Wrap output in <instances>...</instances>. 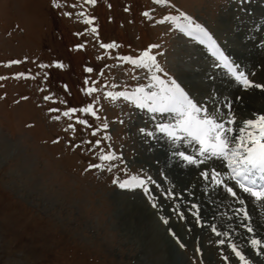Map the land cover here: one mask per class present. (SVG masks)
<instances>
[{
	"label": "rangeland",
	"instance_id": "obj_1",
	"mask_svg": "<svg viewBox=\"0 0 264 264\" xmlns=\"http://www.w3.org/2000/svg\"><path fill=\"white\" fill-rule=\"evenodd\" d=\"M184 17L247 67L249 79L263 76L262 62L247 53L264 51V0H0V264H242L233 244L251 264H264V248L257 254L251 245L264 240V208L240 203L229 172L213 169L222 159L201 157L190 137L160 133L157 125L175 124L176 113L108 96L159 91L156 75L179 84L206 109L201 116H234L228 126L236 129L254 119L242 96L248 91L207 42L183 30ZM146 51L163 71L123 59ZM226 78L241 87L231 111ZM90 106L96 115L80 111ZM179 152L204 163L189 164ZM108 153L117 158L101 159ZM213 171L236 197L216 186ZM132 177L145 185L120 187Z\"/></svg>",
	"mask_w": 264,
	"mask_h": 264
},
{
	"label": "snow or ice",
	"instance_id": "obj_2",
	"mask_svg": "<svg viewBox=\"0 0 264 264\" xmlns=\"http://www.w3.org/2000/svg\"><path fill=\"white\" fill-rule=\"evenodd\" d=\"M89 2L94 4L96 0H89ZM162 2H167V0H157V3ZM145 15L147 16L148 13H145ZM166 19L176 21L178 18L170 16ZM184 19L188 20V23L183 25V30H187L190 35L195 34L197 38L201 40V43L207 42L209 47L213 50V55L217 56L223 63V66L226 67L235 79L246 89L264 88L262 84L253 83L245 73L238 72L228 61L227 57L219 50L215 41L212 40L211 36L204 28L200 25H194L190 17H184ZM91 22V20L87 21V23ZM160 22L163 23L164 21ZM177 27H181V25L178 23ZM95 31L96 30L93 29V32ZM114 46L113 44L102 45V47L106 48H112ZM153 47L156 46L154 45ZM123 59L142 68H148L149 70L155 68L156 71H163L156 63L155 56L151 55L148 51L144 52L139 59H132L131 57H125ZM60 67H63V65H60ZM87 71L91 72L92 69L89 68ZM152 79L156 82V85L159 86V91H148L144 87H138L131 93L118 92L114 94L110 92L108 96L113 100L122 97L124 100L131 101L137 107L147 109L149 112L176 113L179 117L176 123L159 124L157 125L158 131L166 134L173 141L180 139V134H183L185 137H190L200 145L199 155L201 157L207 156L209 158H219L227 161V166L231 169V176L229 179L234 180L239 189L249 194L250 197L257 201H264V186H256V181L253 179V177L259 175L260 179L264 180V115L243 121L238 130L239 135L233 137L230 134L236 132L237 129L229 127L228 125L236 124L234 116L226 122L220 121L216 117L207 114L201 116L202 112L206 113V109L194 103L179 84H176L175 81H170L169 84H166L164 80H161L156 75H153ZM95 91V88L87 89L89 94ZM46 99H50V97H46ZM227 107L229 111H231L230 103ZM70 111L75 112L76 109ZM80 111L96 115L91 106L81 109ZM64 115L69 116L70 112H65ZM57 119H59V117H57ZM81 123H86V121H81ZM103 127L107 129L108 125L105 124ZM141 131L143 132L144 129H141ZM93 135H95V133H93ZM147 135H153V133L149 132ZM97 143H99V141H97ZM177 155L189 164L195 165L204 163V161L197 160L196 157L186 155L184 152H179ZM116 158L117 157L111 153L101 157V159L105 161H114ZM203 175L205 179H208L209 173L204 172ZM220 176L221 174L219 172H212V179L214 182L218 186H225L227 193L236 197L237 191L234 190V187L225 185V181L220 179ZM145 183L144 180L138 177H132L130 181L121 183L120 187H143ZM145 191H147V188H145ZM240 203L243 204L244 201L241 200ZM192 207L199 208L198 205H193ZM242 211L245 219H249L250 217L247 210ZM194 215L199 217V212L197 211ZM165 223H167L166 220ZM246 227L249 233L254 232L252 227ZM213 231H216L215 228H213ZM216 234L218 236L220 235L219 232ZM220 243L223 245L225 241L221 240ZM251 245L257 250V254H259L260 250L264 248V240L253 238L251 240ZM181 246L183 247V245ZM231 248L232 253L242 264H251L245 254L239 250L235 244H233Z\"/></svg>",
	"mask_w": 264,
	"mask_h": 264
},
{
	"label": "bare ground",
	"instance_id": "obj_3",
	"mask_svg": "<svg viewBox=\"0 0 264 264\" xmlns=\"http://www.w3.org/2000/svg\"><path fill=\"white\" fill-rule=\"evenodd\" d=\"M264 40V39H263ZM262 40V41H263ZM257 42V41H256ZM218 44V43H217ZM256 44V43H255ZM262 44V43H261ZM219 47V46H218ZM221 49V48H220ZM259 49H262V50H264V41H263V44L261 45V47H259ZM264 52V51H263ZM263 52L261 51V52H259V51H255L252 55H250V53H247V56H248V60L250 61V62H253V61H260V62H262V64L264 65V54H263ZM234 66V65H233ZM237 68V67H236ZM253 70V69H252ZM240 71H242V72H244L245 73V75H247L248 77H250L249 75H248V73H249V71H248V68L247 67H242L241 66V68H240ZM239 72V71H238ZM261 73L263 74L264 73V67H263V70L261 71ZM258 74V73H257ZM259 76V75H258ZM251 77H252V74H251ZM256 78V77H255ZM254 78V76L252 77V79H250L251 81H253V83H255V84H262V85H264V74H263V76H261V77H258V81L256 80ZM224 81V80H223ZM227 82H228V84H227ZM224 83H226L227 85H225V87H226V89L227 90H229V95L231 96V97H228V99H229V101L230 100H232V101H230V102H228L227 101V104H231V105H233V103L234 102H236L237 100H235V99H233V95H234V93H237V94H240V89L239 88H241V87H239V86H241V85H239L238 86V84H236L235 82H233L232 81V79L231 80H229V79H227L226 78V81H224ZM244 87V86H243ZM246 89V88H245ZM248 89H250V88H247L246 90L248 91V92H245V93H243V98H244V102H246V108H247V110L249 111V112H252V113H254V116H252V118H256L257 116H260V115H264V88H253V91H251V90H248ZM258 89V90H257ZM256 90V91H255ZM235 96V95H234ZM234 106V105H233ZM245 115V114H244ZM250 118V117H249ZM234 126V125H233ZM239 129V128H238ZM237 129V130H238ZM236 134H237V131H236ZM183 135V134H182ZM239 135V134H238ZM184 136V135H183ZM186 140H185V143H186V141H187V139L188 138H185ZM188 146V145H187ZM191 146V145H190ZM195 148V147H194ZM186 150V149H185ZM192 151V150H191ZM196 155V154H195ZM197 156V155H196ZM222 161V160H221ZM218 162V167H214L213 169H215V170H217V171H219L220 173L222 172V174H223V177L225 178L227 175H225V173L227 172H229L228 174L231 176V170H229V171H227V169H225L224 167H223V162ZM227 167V166H226ZM190 170V169H189ZM192 170H195V169H192ZM226 173V174H227ZM228 175V176H229ZM229 176V177H230ZM235 182V181H234ZM217 187H218V185H216ZM234 186V185H233ZM256 186H259V185H257L256 184ZM260 186H264V180H261V185ZM238 190H239V188H238ZM240 193L242 194V200L245 202V203H247V204H250L251 206H255V208H256V210L258 209V207H262V208H264V201H257V200H255L254 198H252V197H250L249 196V194H247V193H244L242 190H240ZM225 197H227V196H223L222 197V199H224V200H226L225 199ZM231 197V196H230ZM228 199H230L229 197H227ZM216 199V198H215ZM217 200V199H216ZM222 201V200H221ZM227 202H229V201H227ZM248 206V205H247ZM264 210V209H263ZM254 213V211H252L251 210V213ZM254 216H255V218L258 220L257 222L259 223V222H261V220L263 221V219H262V217L260 216V214H259V212H256V213H254ZM256 221V220H255Z\"/></svg>",
	"mask_w": 264,
	"mask_h": 264
}]
</instances>
